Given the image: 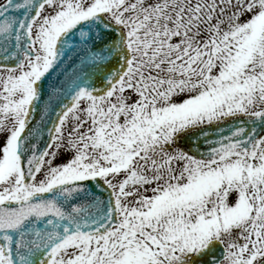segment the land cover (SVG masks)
I'll return each mask as SVG.
<instances>
[{"label":"snow or ice","instance_id":"snow-or-ice-1","mask_svg":"<svg viewBox=\"0 0 264 264\" xmlns=\"http://www.w3.org/2000/svg\"><path fill=\"white\" fill-rule=\"evenodd\" d=\"M0 264H264V0H0Z\"/></svg>","mask_w":264,"mask_h":264}]
</instances>
